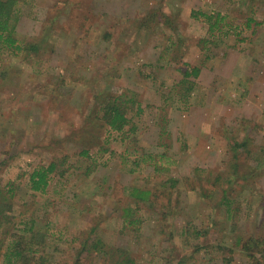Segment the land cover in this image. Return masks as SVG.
Returning a JSON list of instances; mask_svg holds the SVG:
<instances>
[{
  "label": "rangeland",
  "instance_id": "374dc122",
  "mask_svg": "<svg viewBox=\"0 0 264 264\" xmlns=\"http://www.w3.org/2000/svg\"><path fill=\"white\" fill-rule=\"evenodd\" d=\"M18 6V36L43 43L0 50V201L15 216L0 238L33 216L60 238L48 264L71 263L69 246L94 235L114 252L106 264L120 248L140 264L255 263L241 248L264 238V0ZM192 9L219 12L220 32ZM191 66L200 72L183 104L177 82ZM109 94L133 99L126 131L98 120ZM52 161L45 190H32L31 171Z\"/></svg>",
  "mask_w": 264,
  "mask_h": 264
},
{
  "label": "trees",
  "instance_id": "16d2710c",
  "mask_svg": "<svg viewBox=\"0 0 264 264\" xmlns=\"http://www.w3.org/2000/svg\"><path fill=\"white\" fill-rule=\"evenodd\" d=\"M26 0H0V50H4L9 54H18L25 49L37 50L39 49L43 39L38 42L24 41L23 38L18 36L17 24L19 21V6L18 4L25 2ZM190 15L194 18L201 17L208 23V31L210 34L221 27L223 16L217 13H207L199 10L192 9ZM220 32V31H219ZM199 66L186 67L181 70V76L177 84H182L184 87L183 92L179 95V100L186 104L189 100L191 92L194 90L196 82L194 78L199 74ZM133 93V92H132ZM167 96L165 98L168 99ZM133 101L132 97L129 99L121 95L109 94L104 97L99 103V111L101 113L98 117L99 121H103L108 131H126L125 126L131 123V117L129 114L128 102ZM140 112V108L136 110ZM98 113V114H100ZM97 119V117H96ZM133 130L134 127L132 126ZM107 139L105 138L103 144ZM234 149L243 147L245 144L242 142L234 141ZM81 154L88 156V150L83 149ZM148 155V153L143 156ZM150 155V154H149ZM161 157L166 155V152L158 154ZM138 162V159H135ZM134 161V162H135ZM55 169V162H50L46 166H37L29 174V186L34 191H44L48 185V178L51 172ZM177 182L176 179H174ZM165 184V183H164ZM150 192L147 189H140L139 187H133L131 189V195L139 200H146ZM234 200L228 198L224 199L226 204L232 203ZM135 202V201H134ZM3 207V208H2ZM132 209L130 207L123 210L124 216H132ZM11 220H15L14 212L10 205L7 203H1L0 201V227L8 224ZM12 224V228H6L3 230L4 236L0 238V264H48L49 259L53 256L52 252L57 248L60 238H53V233L47 224L38 226L36 219L31 217H21L18 221ZM129 224L134 222V219H130ZM192 224L190 225V227ZM96 226L91 228V231H95ZM189 227H182L184 234L185 230ZM196 227H194V230ZM127 231V230H126ZM2 233V231H1ZM251 239V238H250ZM72 242V241H71ZM69 248L75 250V256L69 264H80L83 261L82 253H92L95 257H100L104 264L107 263L109 257L114 252L107 246L102 238L97 237H83L78 245H70ZM113 248V247H112ZM242 250H251L250 258L254 259L253 264H264V238H254L253 240H245L242 243ZM66 250V249H65ZM114 250V248H113ZM118 251L119 256L115 259H109L113 261V264H140L137 259L131 257L125 250L115 249ZM106 261H105V260ZM55 264H60L59 262ZM68 264V263H64ZM201 264V263H200ZM202 264H217L211 263L210 260H206ZM220 264H228L226 258L222 259Z\"/></svg>",
  "mask_w": 264,
  "mask_h": 264
}]
</instances>
